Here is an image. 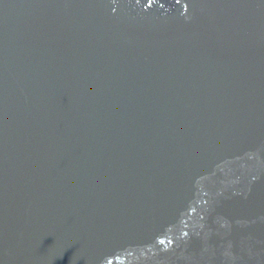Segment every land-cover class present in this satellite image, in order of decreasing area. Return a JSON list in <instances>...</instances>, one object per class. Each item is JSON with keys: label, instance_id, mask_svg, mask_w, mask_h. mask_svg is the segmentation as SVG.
Here are the masks:
<instances>
[{"label": "water", "instance_id": "95a60500", "mask_svg": "<svg viewBox=\"0 0 264 264\" xmlns=\"http://www.w3.org/2000/svg\"><path fill=\"white\" fill-rule=\"evenodd\" d=\"M0 264H264V0H0Z\"/></svg>", "mask_w": 264, "mask_h": 264}]
</instances>
